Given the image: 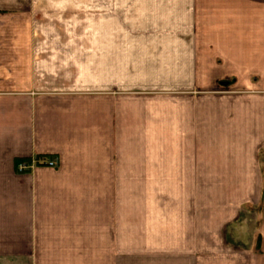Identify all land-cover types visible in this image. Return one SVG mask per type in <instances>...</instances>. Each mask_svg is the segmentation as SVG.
<instances>
[{
	"label": "crops",
	"instance_id": "1",
	"mask_svg": "<svg viewBox=\"0 0 264 264\" xmlns=\"http://www.w3.org/2000/svg\"><path fill=\"white\" fill-rule=\"evenodd\" d=\"M6 2L0 19L20 22ZM173 6L188 29L131 46L147 52L130 53L138 72L116 82V43L94 47L92 83L41 88L23 72V48L37 49L0 42V264H264V0ZM167 65L174 85L158 71ZM33 156L60 166L18 174L15 162ZM231 183L257 190L230 196ZM250 198L261 220L234 246Z\"/></svg>",
	"mask_w": 264,
	"mask_h": 264
},
{
	"label": "rangeland",
	"instance_id": "2",
	"mask_svg": "<svg viewBox=\"0 0 264 264\" xmlns=\"http://www.w3.org/2000/svg\"><path fill=\"white\" fill-rule=\"evenodd\" d=\"M6 1V4L11 3V5L16 2L20 6L22 15L20 14V22L9 17L0 19V37H4L0 38V42H3L2 47H13L15 41V46H20L23 42V46L26 45L32 49V53L33 49H37L35 54L24 55L25 48H23V60L27 58V63H31V67L29 65L24 67L23 72L27 76L30 74L32 81L36 84L40 83L41 88L44 83L47 84L46 79L53 81V85L75 83L81 77L85 78V82L92 83L94 80L93 49L98 47L103 52L109 53L110 42L117 44L115 52L118 55L117 71L110 73H112L114 82L126 79L127 73L138 72L134 70L136 61L131 57L133 54L130 53L147 52L138 47L134 48L137 50H132L131 46L138 45V43L139 46L162 43L165 39L158 38L163 35L162 32L171 33L175 30L188 29L189 25V23L184 24L181 22V18L175 16L174 0ZM21 31H29L31 38L23 40L19 38ZM95 31L101 32L99 38L94 37ZM109 31L111 32L109 33ZM110 34H112V39L109 38ZM98 35L100 34L98 33ZM6 56L8 58V55ZM82 62L84 70L78 71V64L81 65ZM167 66L170 68L158 71L164 82L174 85L177 82L175 76L177 72L172 66ZM101 67L105 74L104 68L109 69L110 66L101 63ZM79 68L81 67L79 66ZM98 73L101 74L99 78H104L102 73ZM107 74L109 75L108 71ZM149 91L154 90L150 89ZM195 93L198 92H193V94ZM174 94L190 95L192 93L182 91ZM148 95H155V93L149 92ZM172 137L173 135L169 136V138ZM59 164L60 161L57 157L37 159L33 156L15 166V171L18 174H25L38 167L54 170L59 168ZM152 185L157 188L159 183ZM167 185H172V183ZM244 185L246 193L257 190L256 184L231 183L230 196H233V192L234 194L243 193ZM141 186L143 184L134 183L135 191H141L143 189ZM166 186L165 184L159 185L161 189ZM222 189H226V184H219L217 189L215 188L218 191ZM151 191H154L153 187H151ZM242 200L236 199L235 202ZM262 210L263 205L256 204L255 198L245 200V206L238 211L237 219L231 224V230H229L231 232L229 241L232 245L239 246L250 243L255 237V228L260 223ZM150 216L153 217V215Z\"/></svg>",
	"mask_w": 264,
	"mask_h": 264
},
{
	"label": "trees",
	"instance_id": "3",
	"mask_svg": "<svg viewBox=\"0 0 264 264\" xmlns=\"http://www.w3.org/2000/svg\"><path fill=\"white\" fill-rule=\"evenodd\" d=\"M24 160H26V159L17 160V161L15 162V166H17L20 162H23Z\"/></svg>",
	"mask_w": 264,
	"mask_h": 264
}]
</instances>
